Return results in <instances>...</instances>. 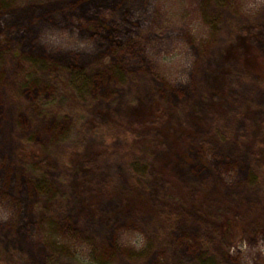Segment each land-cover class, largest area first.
<instances>
[{
	"label": "rangeland",
	"instance_id": "374dc122",
	"mask_svg": "<svg viewBox=\"0 0 264 264\" xmlns=\"http://www.w3.org/2000/svg\"><path fill=\"white\" fill-rule=\"evenodd\" d=\"M0 264H264V0H0Z\"/></svg>",
	"mask_w": 264,
	"mask_h": 264
},
{
	"label": "trees",
	"instance_id": "16d2710c",
	"mask_svg": "<svg viewBox=\"0 0 264 264\" xmlns=\"http://www.w3.org/2000/svg\"><path fill=\"white\" fill-rule=\"evenodd\" d=\"M236 69L238 68L236 67ZM73 81H75V78L73 79ZM69 88L71 87L69 86ZM64 91H65V95H67L68 93V96L71 97L69 93H72V92H69L68 86H66V84L64 86ZM66 103L65 105L61 107L60 112L68 113L73 117L72 129L70 131V136L68 138H73L75 136V138L79 140L81 137H84L93 132L96 136L99 135L101 138H104L106 140L115 139L119 141V145L116 147V150L118 151L138 149L135 143L136 141H133V138H132V136L134 135L133 132H131L129 128H126L124 124H120L116 127L107 126L106 128H103V127L102 128L99 127L96 129L88 128L84 123L83 110L79 108L76 104H74L73 101H70V104H66ZM169 203L170 204H169L168 209L177 213L176 198H173L171 202Z\"/></svg>",
	"mask_w": 264,
	"mask_h": 264
}]
</instances>
